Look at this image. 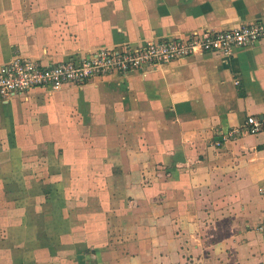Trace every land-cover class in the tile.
I'll return each instance as SVG.
<instances>
[{
  "label": "crops",
  "instance_id": "0c3cea01",
  "mask_svg": "<svg viewBox=\"0 0 264 264\" xmlns=\"http://www.w3.org/2000/svg\"><path fill=\"white\" fill-rule=\"evenodd\" d=\"M262 20L264 0H0V67L17 56L63 63ZM249 116L260 131H249ZM47 130L61 132L51 140ZM55 164L101 181L62 196L69 233L55 231L53 211L42 219L47 240L63 249L17 239L6 249L0 240V264H264V39L231 56L197 53L1 98L0 217L23 199L7 195L6 173ZM29 216L30 235L44 242Z\"/></svg>",
  "mask_w": 264,
  "mask_h": 264
},
{
  "label": "built area",
  "instance_id": "2783aa9c",
  "mask_svg": "<svg viewBox=\"0 0 264 264\" xmlns=\"http://www.w3.org/2000/svg\"><path fill=\"white\" fill-rule=\"evenodd\" d=\"M264 39V21L243 23L224 31H204L186 38L151 40L140 48L123 51L101 49L82 58L42 65L37 60L17 56L0 67V99L25 93L33 88L59 90L68 84H83L93 77L112 73L146 71L166 62L188 58L197 53H219L231 56L236 48ZM251 133L261 130L255 116L248 117ZM264 196V185L261 187ZM264 232V221L259 226Z\"/></svg>",
  "mask_w": 264,
  "mask_h": 264
},
{
  "label": "rangeland",
  "instance_id": "374dc122",
  "mask_svg": "<svg viewBox=\"0 0 264 264\" xmlns=\"http://www.w3.org/2000/svg\"><path fill=\"white\" fill-rule=\"evenodd\" d=\"M75 58V57H72ZM78 58V57H77ZM71 58L68 59V61ZM49 104V103H48ZM41 106L47 105V102L44 101V99L41 100ZM25 124L23 123L22 126ZM42 131V129L40 130ZM50 135V139H56L60 135V130H47ZM23 131H20L19 133ZM43 132H45L43 130ZM15 133V134H14ZM17 137V132L15 131H10L9 132V139L10 142H14L13 138L18 141ZM19 140H23V136L19 138ZM13 154L19 153V151L16 149L13 150ZM27 165H30V162L26 163ZM32 164H35L32 162ZM56 164L53 166H50L49 168H45L44 170H37L35 173H6V178H4L5 181V189L6 193L9 197L14 198L16 194H13L15 191H20V193H23L22 197L23 199L17 200L15 203H8L9 206L12 208L8 209L6 207V215L3 217H0L3 219L2 221H5V225L0 226V240H6L5 242V247L6 249H11L14 246V241L15 239L21 240L19 242L22 243V246L27 244V246H32V247H37L39 250L45 247L47 250H61L63 249V245L61 243H57L56 241L53 242L51 239L47 240L48 235H46V232L44 233V229L49 230L48 227L45 225H42L41 222L45 219L49 220L53 211L54 217L55 218V223H57V227L55 228V231L61 232L62 234L64 233H69L68 231L71 230V221H70V226L67 229L65 222L63 223L62 217L63 215V208H62V196H65V194H68L72 189L78 190L82 188H86V190H95L96 187L95 185H99L100 179L98 177H93L89 173H58L57 168H55ZM48 169V172H45V170ZM41 172V173H39ZM84 174L83 177H86L83 180L82 175ZM68 176H70L68 178ZM67 179V180H66ZM103 186V185H101ZM95 187V188H94ZM99 189V188H98ZM103 197L107 198V195L105 194L104 189L101 190ZM10 194V195H9ZM19 195V194H18ZM55 199V200H54ZM31 201V202H30ZM36 201V202H35ZM32 202L38 205H41L43 209H39L37 212L36 210L31 211L29 209V205H32ZM57 203V204H56ZM12 205H16L13 208ZM39 207V208H40ZM52 207V208H51ZM55 209V210H50V209ZM33 214L34 216L37 217L36 221L33 222L35 225L36 229L38 230H43L42 234L44 233V242L40 241V238L35 236L34 234L31 236V232L29 231V226H26L31 220L29 218ZM48 216V217H46ZM21 222L23 223L21 227H18V224H15L14 219H20ZM38 218L40 220H38ZM43 219V220H42ZM1 221V222H2ZM15 221V222H14ZM19 222V221H18ZM27 223V224H26ZM32 224V225H33ZM37 224V226H36ZM94 230V229H92ZM91 232V231H90ZM37 235V234H36ZM40 236V235H39ZM5 237V239H3ZM17 242L18 244H21ZM99 247H103L104 241L102 240L99 243ZM74 248V245H73ZM8 253V250L6 252V255ZM92 251H88V256L92 255ZM45 255V254H43ZM43 260H46L45 258H42ZM47 259L48 262H50ZM93 263V261H90ZM90 264V263H89Z\"/></svg>",
  "mask_w": 264,
  "mask_h": 264
}]
</instances>
